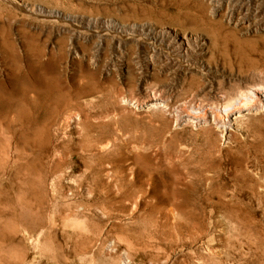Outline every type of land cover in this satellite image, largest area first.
<instances>
[{
  "label": "rangeland",
  "instance_id": "obj_1",
  "mask_svg": "<svg viewBox=\"0 0 264 264\" xmlns=\"http://www.w3.org/2000/svg\"><path fill=\"white\" fill-rule=\"evenodd\" d=\"M254 14L247 0H0V264H246L263 248L264 105L234 95L264 76ZM104 25L120 44L99 42ZM167 28L206 38L196 67L169 59L172 36L152 51Z\"/></svg>",
  "mask_w": 264,
  "mask_h": 264
},
{
  "label": "bare ground",
  "instance_id": "obj_2",
  "mask_svg": "<svg viewBox=\"0 0 264 264\" xmlns=\"http://www.w3.org/2000/svg\"><path fill=\"white\" fill-rule=\"evenodd\" d=\"M247 2L254 9V13H255L254 16L252 18H250L249 25L252 28H256V29L264 32V0H247ZM210 11L213 14H215L216 8L213 6ZM201 21L203 22L202 24H205L206 25V28H207L209 34L213 36L215 34V29L213 28L212 23L209 22L205 18V16H202ZM110 28H109L108 25H104L103 27H101L100 30H98V31H93L92 30V31L100 39L99 42H101L102 40H104L106 37L108 38V36L112 35V37L114 38V40L115 39L118 40L117 41V44H120L119 41H120V38L121 37H118V34L112 33V31H111ZM165 36H167V37L168 36H172L173 40L178 43L177 50L176 51L173 50L175 52L171 56H169V59H172L173 61L177 62L180 66H184L185 65V67H184L185 69H190L192 67H196L197 66V62H198L197 60L198 59L194 55V47L196 45H199V46H202L203 47L205 45V40H206L205 37L195 36L194 34H191V33H187V34H184V35L182 34L181 35L180 33H178L174 29H168V30H164L163 29V30H161L160 34H155V35H152V36H148V37H146L145 40L151 44L152 51H154V53H155V51L157 52V50H160V51L161 50H164V46L165 45L166 46L168 45L167 43H169V40L171 38L168 40L169 37L166 39ZM136 38L142 39L140 36H136ZM175 46H176V44H175ZM171 48H174V47H171ZM262 54H263V57L262 58L264 60V53H262ZM208 87L209 86L206 85L204 88L207 89ZM241 93H243V94L245 93V94H247V95L255 98L258 101L259 104L264 105V76L262 77V76H259V75H252L250 78L246 79V82L243 85V87H241L234 95H240ZM240 96H242V95H240ZM239 97H237V98H239ZM215 99H216V101L220 105H222L223 103H226V104L229 103V101H228L229 98L224 97L223 95L219 94L218 92H215ZM231 100H235V99L230 94V101ZM230 103H232V101ZM204 107H205V105H204ZM230 107H232V104L230 105ZM222 108H224V106ZM232 123L233 122H231L229 124H232ZM263 243H264V241H263ZM245 252L247 253V255L249 257V259H246L245 260L246 264H264V247L263 248H259V247H257L254 244L252 246H248V248H247V250ZM244 256H246V255H244ZM243 262H244V260H243Z\"/></svg>",
  "mask_w": 264,
  "mask_h": 264
}]
</instances>
